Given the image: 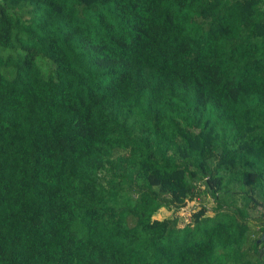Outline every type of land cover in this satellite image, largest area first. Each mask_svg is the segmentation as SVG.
Here are the masks:
<instances>
[{
    "label": "trees",
    "instance_id": "1",
    "mask_svg": "<svg viewBox=\"0 0 264 264\" xmlns=\"http://www.w3.org/2000/svg\"><path fill=\"white\" fill-rule=\"evenodd\" d=\"M258 207L264 0H0V264H264Z\"/></svg>",
    "mask_w": 264,
    "mask_h": 264
},
{
    "label": "rangeland",
    "instance_id": "2",
    "mask_svg": "<svg viewBox=\"0 0 264 264\" xmlns=\"http://www.w3.org/2000/svg\"><path fill=\"white\" fill-rule=\"evenodd\" d=\"M209 198L210 197L208 195L206 197L200 196V202H207V200H210ZM196 203L199 204V199H197ZM191 206L192 202L184 205L181 209L174 212L173 215L178 217V226L182 227L191 220ZM261 212H264V209L261 207H258L257 209H252L251 211L253 215L259 214ZM171 215V211H166L164 214H160L159 217H170Z\"/></svg>",
    "mask_w": 264,
    "mask_h": 264
},
{
    "label": "water",
    "instance_id": "3",
    "mask_svg": "<svg viewBox=\"0 0 264 264\" xmlns=\"http://www.w3.org/2000/svg\"><path fill=\"white\" fill-rule=\"evenodd\" d=\"M261 239H264V235L261 237Z\"/></svg>",
    "mask_w": 264,
    "mask_h": 264
}]
</instances>
